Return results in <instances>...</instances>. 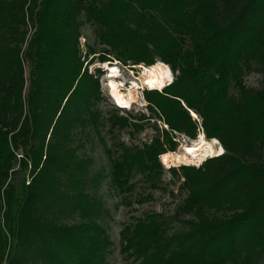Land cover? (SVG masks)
<instances>
[{"label":"trees","instance_id":"1","mask_svg":"<svg viewBox=\"0 0 264 264\" xmlns=\"http://www.w3.org/2000/svg\"><path fill=\"white\" fill-rule=\"evenodd\" d=\"M86 24L109 48L101 62L112 53L177 71L154 106L191 138L193 113L224 150L180 167L181 229L169 233L156 214L137 219L121 232L122 253L138 264H264V0H0V264H108L74 146L100 120L98 80L83 67L95 52L79 46ZM251 72L256 90L243 84ZM163 153L159 139L123 148L113 181L160 169Z\"/></svg>","mask_w":264,"mask_h":264},{"label":"rangeland","instance_id":"2","mask_svg":"<svg viewBox=\"0 0 264 264\" xmlns=\"http://www.w3.org/2000/svg\"><path fill=\"white\" fill-rule=\"evenodd\" d=\"M79 46L83 54L88 49L95 52V55L88 57V65L84 63L83 67L87 69L88 74L93 75V78L98 80L100 95V100L96 105L100 111L98 127L89 126L82 134L77 132L81 143L74 145L79 146L77 149L78 159L86 161L83 191L92 198L93 206H95V212L92 214L96 213L92 218L105 232L111 244L108 248V254H106V262L108 264H138L135 259L121 251V232L126 225L137 219L156 214L162 216L169 223L168 232L171 233L181 229V221L189 218L186 206L189 193L180 171V167L183 165L167 167L161 162V155H166V162L172 161L175 165L180 159L179 150L183 144H189L199 134L204 135L206 140L209 139L203 133L201 119L197 116L195 122L198 128L194 138L171 131L165 124L159 110L154 106L155 93H159V91H137L131 88L136 100L131 110L115 107L104 86L105 79H109L108 76L105 77L106 69L104 66L107 65L106 62L116 64L113 66H117L118 63L128 66L127 64L130 62L119 61L115 59L112 53L107 56L108 61L101 62V58H103L104 53L106 55V50L108 51L109 48L96 39L94 29L87 24L81 29ZM156 61L171 69L168 64L161 60L156 59ZM101 63L104 64L102 69L99 67ZM156 67L164 69L168 74V70L160 63L156 64ZM151 68L155 69V67ZM173 73L175 77L178 75L177 71ZM119 78L127 87L133 81V79H129L126 73H123ZM243 84L248 89L256 90L262 84L261 75L255 72L248 73L243 78ZM190 114L194 115L193 113ZM111 117L122 118L125 120V126H116L111 129L107 121ZM165 132L171 141L169 143L164 138ZM156 139H159L162 143V149L165 151L157 157L161 168L151 174L133 171L127 182L121 186L115 184L113 166L115 162L120 161L122 149L134 150L137 148L142 150ZM170 143H174V151H170L172 148ZM206 161L194 165L183 163H185L184 166L196 169ZM74 217L68 223L78 222L76 213Z\"/></svg>","mask_w":264,"mask_h":264},{"label":"bare ground","instance_id":"3","mask_svg":"<svg viewBox=\"0 0 264 264\" xmlns=\"http://www.w3.org/2000/svg\"><path fill=\"white\" fill-rule=\"evenodd\" d=\"M160 64L168 70V74L164 69L160 67H155V69L149 68L146 71V76L144 78L145 80H147L150 86V90L161 88L163 89L165 87V83L167 81H170L171 79L169 68L166 67L163 63ZM104 67L108 73H111L108 76L109 79L107 81L108 84L106 86L110 97L114 99L124 109L131 107L133 103H136L132 90H139L137 84L133 82L130 83L129 87H127V85H125L122 80L114 79L120 77V75L117 74L115 66L112 67L106 65ZM192 118H196V116L192 115ZM179 151L180 159L178 163L176 162L177 164L175 165L172 163V161L166 162V155H161V162L163 163V165L171 167V165L176 166L179 164L184 166L185 163H187L188 165H194L196 163L201 164L207 159L219 156L222 153L223 148L216 139L206 140L204 138V135L199 134L198 137L190 141L189 144H183L180 147Z\"/></svg>","mask_w":264,"mask_h":264},{"label":"built area","instance_id":"4","mask_svg":"<svg viewBox=\"0 0 264 264\" xmlns=\"http://www.w3.org/2000/svg\"><path fill=\"white\" fill-rule=\"evenodd\" d=\"M157 63H161V62H157L156 61L155 64H157ZM105 64H107L109 66L116 65L114 63H108V62H106ZM103 65L104 64L101 63L99 65V67L102 69V66ZM127 65L128 66H125V65H122L121 63H118L117 66H115V68L117 70V74L120 75V77H121V75L123 73L128 74L129 79H133V81L131 83H133V82L136 83L140 91L141 90L142 91H144V90H147V91H159V93H161L163 91V89H165L166 87L170 86L173 83V81L175 80V74L172 72V70L167 65L164 64L166 67L169 68V72H170V76H171L170 81H167L165 83V87L163 89L161 88V89H155V90L153 89V90H150V86H149L147 80H145L144 77L146 76V71L149 68H151L152 65H144L142 63H141V65L140 64H131V63H128ZM110 74L111 73H108L107 71H105V77L106 76H109ZM114 79H117L118 80L120 78H114ZM107 81H108V79H105L104 86H105V88L107 90V93L109 94L108 89L106 87L107 84H108ZM111 101H112V104H114L115 107H117L118 109H123V110H131V107L135 104V103H133L131 107H128V108L124 109L114 99H111ZM196 118H194L193 120H195Z\"/></svg>","mask_w":264,"mask_h":264}]
</instances>
